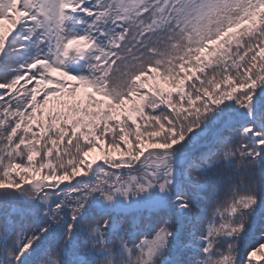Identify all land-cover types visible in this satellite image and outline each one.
<instances>
[{
	"label": "snow or ice",
	"instance_id": "obj_1",
	"mask_svg": "<svg viewBox=\"0 0 264 264\" xmlns=\"http://www.w3.org/2000/svg\"><path fill=\"white\" fill-rule=\"evenodd\" d=\"M0 264H264V0H0Z\"/></svg>",
	"mask_w": 264,
	"mask_h": 264
},
{
	"label": "rangeland",
	"instance_id": "obj_2",
	"mask_svg": "<svg viewBox=\"0 0 264 264\" xmlns=\"http://www.w3.org/2000/svg\"><path fill=\"white\" fill-rule=\"evenodd\" d=\"M6 26H7V25H6ZM101 155H102L101 152H100L99 150H97V151L91 153V154H90V157H91V158H96V159H98Z\"/></svg>",
	"mask_w": 264,
	"mask_h": 264
},
{
	"label": "trees",
	"instance_id": "obj_3",
	"mask_svg": "<svg viewBox=\"0 0 264 264\" xmlns=\"http://www.w3.org/2000/svg\"><path fill=\"white\" fill-rule=\"evenodd\" d=\"M101 154H102V153H101ZM112 154H113V155H119V153H116V152H113Z\"/></svg>",
	"mask_w": 264,
	"mask_h": 264
}]
</instances>
